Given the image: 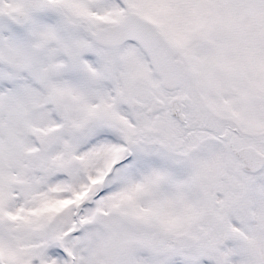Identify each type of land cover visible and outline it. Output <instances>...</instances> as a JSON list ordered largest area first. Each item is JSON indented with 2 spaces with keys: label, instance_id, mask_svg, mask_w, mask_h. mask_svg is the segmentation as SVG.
Here are the masks:
<instances>
[{
  "label": "snow or ice",
  "instance_id": "6c2138e0",
  "mask_svg": "<svg viewBox=\"0 0 264 264\" xmlns=\"http://www.w3.org/2000/svg\"><path fill=\"white\" fill-rule=\"evenodd\" d=\"M0 264H264V0H0Z\"/></svg>",
  "mask_w": 264,
  "mask_h": 264
}]
</instances>
